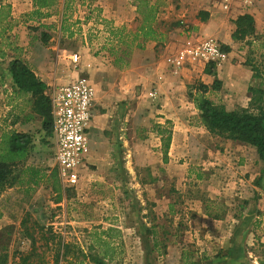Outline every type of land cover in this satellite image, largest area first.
I'll list each match as a JSON object with an SVG mask.
<instances>
[{
	"label": "rangeland",
	"instance_id": "1",
	"mask_svg": "<svg viewBox=\"0 0 264 264\" xmlns=\"http://www.w3.org/2000/svg\"><path fill=\"white\" fill-rule=\"evenodd\" d=\"M54 1L51 16L34 21L26 16L34 10L32 0H0V136L19 126L9 128L11 115L21 114L20 109L32 112L29 96L14 97L17 111L11 112L6 121L8 102L2 91L9 89L2 85L7 83L10 62L19 58L45 77L59 72L65 78L80 72V77L88 80L91 76L96 90L88 130V154L91 152L94 160L85 159L77 187H66L55 162L53 139L43 138L40 122L30 124L35 144L23 167L38 169L44 177L33 186L29 181L32 175L27 172L23 184L7 190L0 200V230L16 228L8 264H23L21 259L28 255L36 261L39 255L45 264H54L60 238L77 255L79 251L84 255L100 254L98 248L94 249L95 233L110 229L116 236L109 240L116 248L112 264H257V257L264 259V248L253 245L257 233L263 234L264 230L253 228L251 217L244 224L236 220V208L242 206L237 187L242 183L235 181L238 186H231L232 179H250L234 157L244 152L254 163L253 148L203 132L200 118L192 117L188 125L193 129L186 135L185 145L169 148L167 158L164 156L155 126L169 122L158 114V103L147 95L152 71L139 65L131 73L129 67L133 51L138 49L128 47L133 40L130 33H136L143 20L137 11L138 0ZM148 1L159 6L153 24L159 39L148 41L158 43L157 48L174 32L182 34L183 40L211 37L202 34L204 39L196 38L190 28L200 20V6L195 0ZM5 6L10 7L7 18L3 17L6 10H1ZM255 9L261 11L256 40L251 45L246 41L235 43V54L229 60L233 59L234 64L242 61L249 70L250 64L264 63V3L254 0L249 9L224 12L218 18L227 28L239 15L251 14ZM113 16L116 18H109ZM117 29L123 42L110 32ZM73 54L81 56L78 67L70 63ZM116 59H122L118 66ZM89 62L93 72H83L82 67ZM225 101L228 109L250 105L242 97L236 102ZM166 127L171 130L173 126ZM99 157H103V164L97 163ZM256 168L258 172L261 166ZM246 190L242 193L251 197L256 191L251 185ZM22 222L33 232L34 224H40L46 234L58 238L46 241L36 230V254H32L31 242L22 237ZM152 225L157 226L160 242L156 250L150 246L153 237L145 233ZM248 227L249 234L244 237L243 230L247 232ZM73 256L59 264H75Z\"/></svg>",
	"mask_w": 264,
	"mask_h": 264
},
{
	"label": "trees",
	"instance_id": "2",
	"mask_svg": "<svg viewBox=\"0 0 264 264\" xmlns=\"http://www.w3.org/2000/svg\"><path fill=\"white\" fill-rule=\"evenodd\" d=\"M34 10L27 14L28 19L37 21L51 16L50 9L55 6L54 0H32ZM138 13L143 16L142 24L136 33L131 32L133 38L132 43H128V47L135 46L143 49L148 41H157L158 33L153 28V24L157 20L159 12L158 5H150L148 0L137 1ZM1 10H6L4 18H7L10 7L5 6ZM201 20L206 22L209 19V14L205 12L199 13ZM233 24L235 30L232 39L235 43L248 42L256 40L257 28L255 19L250 14L239 15L234 19ZM113 37L121 35V30H110ZM48 38V36H46ZM120 40L121 36H120ZM161 40V39H160ZM123 42V41H122ZM222 49L230 53V48L222 46ZM111 55L114 52H110ZM122 61L116 59L115 65ZM128 63H125L126 67ZM212 66V65H210ZM254 78L260 81L258 88L251 87L249 89L250 105L247 108L236 110H228L224 105L217 104L210 99V93L220 89L219 81L209 88L206 85L200 84L196 87L195 92L190 94V98L196 109L199 111L200 123L213 136L222 139L240 143L242 145L255 149L260 160L264 161V63L263 65L250 64ZM9 72L12 78V88L14 93L29 96L32 107V115H28L26 119L39 118L41 120L42 131L44 138H52L53 122H52V105L51 100L47 95V85L39 79L30 66L19 58H15L9 65ZM171 125L167 123L166 126ZM164 125L155 126V131L161 138L164 147V156L167 158L168 151L172 140V131ZM34 148L33 136L28 133H17L9 131L0 137V196L8 189L15 188L23 184V175L27 172L32 175L30 182L33 186H38L44 175L41 171L33 167L25 166V163L32 153ZM167 159H165L166 161ZM23 228V240H29L33 253L36 254L37 237L35 231L42 234L46 241L57 240L56 235L46 234L44 227L40 224H34L35 231H31L25 224ZM15 227L8 226L0 232V264H8L10 257L9 248L12 243V236L15 232ZM157 226L152 225L146 229L147 236L153 237V250L160 247V242L157 238ZM114 230L101 231L95 233L94 249L98 248L99 253L84 255L79 251L78 255L72 250L73 247L64 244L60 238L57 242L55 250L54 264H59L62 261L72 259L74 257L75 264H112L115 260L116 248L112 245L110 239L116 237ZM120 234V233H119ZM164 249L166 247L164 246ZM35 258L23 256V264H45L43 259L38 255ZM184 264H195V262H186Z\"/></svg>",
	"mask_w": 264,
	"mask_h": 264
},
{
	"label": "crops",
	"instance_id": "3",
	"mask_svg": "<svg viewBox=\"0 0 264 264\" xmlns=\"http://www.w3.org/2000/svg\"><path fill=\"white\" fill-rule=\"evenodd\" d=\"M214 1L216 2V0ZM196 2L199 3L200 6V9L197 10V13L198 12L208 13L209 19L206 22H203L198 13V17L200 18V20L198 22H195V25L193 27L190 26V28L194 30L193 32V34H195L194 37L199 39H204L202 34L215 37L217 40H219L222 43V44L220 43L222 46H226L230 48L231 51L229 55L230 58H233L232 56L235 54L233 52L235 42L232 39V35L235 30V25L232 22L231 25L228 24L229 27L224 28V23L222 24V21L218 19L222 17L224 12L220 9L219 6H217L218 4L217 5L216 3L214 4L213 0H195V4ZM261 3L263 4L264 0H258V4ZM253 12L250 15L253 16V18L255 19L256 28L257 31H259V27L257 25V20H258L257 18L260 16L261 11L255 9V11ZM109 18L115 19L116 17L113 16ZM184 38L185 37L182 36V34L180 35L179 32H174L172 35L170 34L166 36L164 45L158 48H157L158 43L148 42L147 44H145V47L143 49L138 48L137 50L133 51V55L129 62L131 73L133 71H136L139 65H143L145 66L146 69L152 71L151 84L149 85L150 90L147 92V95L154 102L158 103L159 105L158 114H160V116H162L164 120H167L173 126L171 129L172 131V140L170 144L171 149L179 148L182 143L183 145H185L184 143L186 141V138L188 137L186 135H188V133L191 132V129H193L191 128L192 126H189L188 124H190L189 122L191 121L192 117L193 118L199 117V111L196 109L194 103L192 102L189 96V93L195 92L197 86L203 84L211 88L216 81H219L220 89L211 92L210 99L215 103L222 104L224 106L226 102L225 100L231 99V101L235 100L236 102V99L237 98L239 99L241 97L245 98V101L249 103L250 102L249 89L251 87L258 88L260 86V81L254 78L253 72L248 68H246L242 64V61H239L236 64H234V62H232L233 59H231V61H228L226 65H223L221 67L210 66L199 61H188L181 67L180 70L175 71L171 65L172 64L171 61L177 56V54L183 48L187 47L189 43L195 42L194 40H188V39H185L186 40L185 41L183 40ZM158 49H160V52L157 51ZM65 52L66 51H63V53ZM70 63L71 65H73L71 61ZM91 66L92 63L89 62V65H87V67H82L83 72L93 69ZM90 72L92 73L93 70H90ZM79 74L80 72L77 74L72 73L69 76L67 75V77L65 78L60 76L59 72H56L53 77H45L44 75L41 74H36V76L39 79H41V81H43L48 88H50L55 85H64L70 83L71 81L79 78L80 77ZM6 82L7 83L5 85L3 84L2 86L3 87L5 86V88L9 90L2 91L3 93L2 95L3 98L8 102L6 108L7 113L5 115L7 121L10 113L13 111L14 112L17 111L16 110L17 107L15 106L16 103L14 104V102H12L14 100V97H21L25 95H18L17 93L12 94V91L14 92V90L12 88L13 83L9 71L6 72ZM90 82H93L91 76H90ZM8 92H10V94H8ZM223 98L226 99L224 100ZM234 107L232 109H228V108L227 109L236 110L237 108ZM20 113L21 114L11 115L12 120L9 121L10 122L9 128H11L12 126L14 127L16 125L19 126H16L14 130H9V131H16L17 133L30 134L29 133V130H31L30 124L33 121L36 120L40 122L41 125V120L39 118L35 117V119L34 118L31 120L29 119V121L26 119L28 115H32V112L28 114L26 111L24 112V110L20 109ZM22 113L24 114L22 115ZM200 127L203 130V132H206V129L203 128L202 125H200ZM41 130H42V126H41ZM41 133L44 135L43 131ZM233 144L241 145V147L245 146L236 142H233ZM89 151H91V149ZM253 152L255 154L253 160L254 163H252V160H250V158H248L247 156L245 157V155H243L244 152L236 153L237 155H235L236 157H234V160L238 161L237 166L239 167V169L245 172V176L249 174L250 179L247 180L246 177L245 178L240 177L235 180L232 179L233 183L231 184V186L234 187L238 186L237 183L235 184V181H239L242 183L239 186V188L237 187V190H239L240 193L236 195L240 196L237 197L242 200L241 202L242 206L240 207L238 206L236 208L238 210L237 212L239 219L236 220L241 221L242 222L241 224H244L246 218L248 219L249 217H251L253 219V223H252L253 228L259 231L260 229L264 230V161L259 159L255 149H253ZM90 153L91 152L87 154L86 157L87 161H90L91 158L94 160V158ZM242 157H245V159H243ZM99 158L101 160L97 161V163L103 164L101 163L103 157H99ZM258 165L261 166V168H259V171L256 172L257 170L256 167H258ZM215 183H217L216 180L214 181V184ZM250 185L253 187V189L256 190L254 191L252 197L246 196L242 193V192L247 193L246 189ZM4 193L0 196V200H2ZM214 197L216 199V195H213V198ZM235 200L231 201V203L233 202L235 203ZM2 216L3 215L0 212V218ZM248 229L249 227L247 228V232L243 230L244 237L245 234L246 235L249 234ZM1 231L2 229L0 230V232ZM257 235L258 237H255L253 240L254 242L253 245L256 246L255 244H258L264 248V233L260 234L258 232ZM256 260H257V264H264V259L258 260L257 257Z\"/></svg>",
	"mask_w": 264,
	"mask_h": 264
},
{
	"label": "built area",
	"instance_id": "4",
	"mask_svg": "<svg viewBox=\"0 0 264 264\" xmlns=\"http://www.w3.org/2000/svg\"><path fill=\"white\" fill-rule=\"evenodd\" d=\"M216 3L223 12L230 13L249 9L254 0H216ZM229 58V53L222 49V45L209 38L189 43L171 61V65L175 71L188 61L221 67ZM70 61L78 67L81 56L70 55ZM47 95L52 105V139L59 176L66 187L74 188L79 184L80 169L89 151L88 130L93 118L96 90L90 80L79 77L70 83L48 88Z\"/></svg>",
	"mask_w": 264,
	"mask_h": 264
}]
</instances>
